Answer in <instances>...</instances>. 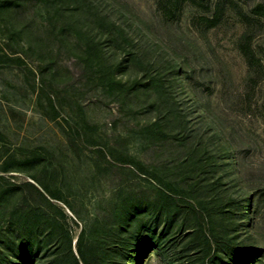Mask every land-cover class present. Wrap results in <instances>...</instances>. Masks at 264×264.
I'll return each mask as SVG.
<instances>
[{
	"label": "rangeland",
	"instance_id": "obj_1",
	"mask_svg": "<svg viewBox=\"0 0 264 264\" xmlns=\"http://www.w3.org/2000/svg\"><path fill=\"white\" fill-rule=\"evenodd\" d=\"M179 1L176 6L172 0H18L14 9L0 10V44L20 50L7 40L13 28L35 70L32 82L17 69L3 70L0 78V127L18 158L14 170L3 173L0 249L5 236L18 237L8 213L20 208V183L37 184L32 176L55 194L46 193L72 218L74 232L109 214L122 191L154 198L162 186L146 173L148 166L163 168V180L178 182L163 188L176 201L166 206L184 213L196 196L185 186L200 173L180 162L199 156L192 153L196 146L215 154L220 167L213 175L223 194L236 197L248 188H264V17L249 26L250 69L238 46L248 26L229 0L213 27L201 18L210 16L215 0ZM234 1L248 11L260 0ZM87 49L91 61L84 71L78 58ZM149 72L160 73L164 84L140 87L138 78ZM75 103L83 114H77ZM9 105L14 114L7 113ZM164 106L172 122H163L161 130L146 127L164 114ZM112 147L121 159L118 168L107 169L97 149L111 159ZM125 152L142 164L135 162L134 168ZM220 194L213 200L204 192L200 202L223 204ZM250 217L247 224L236 218L237 233L262 249L264 264V198ZM188 218V225L195 223ZM140 256L144 264H164L156 250Z\"/></svg>",
	"mask_w": 264,
	"mask_h": 264
},
{
	"label": "trees",
	"instance_id": "obj_2",
	"mask_svg": "<svg viewBox=\"0 0 264 264\" xmlns=\"http://www.w3.org/2000/svg\"><path fill=\"white\" fill-rule=\"evenodd\" d=\"M195 1L199 3L202 0ZM172 2L176 6L180 3L179 0ZM225 2L226 0H215L212 3L210 6L212 8L209 7L210 16L201 18L206 27H213L219 23L226 8ZM229 2L248 26L238 38V46L251 69L254 65V54L251 51L253 33L249 26L251 22H257L260 17H264V1L255 2L249 6L248 11H244L234 0ZM17 5L18 0H0V10H11ZM17 33L10 28L7 40L19 44L20 50L15 48L13 43L6 46L0 44V78L3 70L17 69L27 81L32 82L35 79V70L27 61V48L21 44V38ZM99 49L98 57L101 60L102 48ZM88 51L85 50L78 58L84 71L91 61ZM123 51L129 53L130 50L123 48ZM259 63L256 62L258 66ZM117 65H121V61ZM171 68L173 72L178 71L176 65H172ZM100 69L102 70L101 65ZM164 79L160 73L149 72L138 78V82L142 88L150 84L160 87L164 84ZM159 103L162 105L163 101L160 100ZM75 107L77 114H83L79 103H75ZM164 107V114L156 117L146 127L157 126L161 130L163 122H172V115L168 114L166 106ZM14 111L13 105L7 107L8 114H14ZM178 134L183 139L187 135L186 127H182ZM229 151V148H224L226 156L229 155ZM97 152L105 159L107 163L105 168H118L117 163L121 159L117 155L121 153L119 149L111 148L109 151L111 159L106 158L102 148H98ZM192 153L202 155L199 154L194 159L186 156L180 164L188 169L198 170L200 177L191 185L185 186H188L196 196L189 199L184 213L166 206V203L172 205L176 201L171 193L164 189L168 188L170 183L178 186V182L163 180L166 178L163 168L148 166L146 173L162 186L156 188L154 198H146L144 193L134 190L123 193L120 189L122 192L113 200L109 214L93 218L79 232L71 229L72 218L61 207L54 206L47 197V194L50 197L55 196L48 185L38 182L32 176L39 186L31 181L20 183L19 188L22 190L20 208L19 210L12 208L8 213L18 237L15 239L5 236L4 246L0 249V264H130L131 261L144 264L140 253L148 254L153 250L164 259L162 260L164 264H262V249L251 244L252 241L249 242L248 238H239L235 221L236 218H241L242 222L247 224L264 198V188L258 191L248 188L236 197L223 194L225 188L221 187L219 178L213 175L220 167L215 154L211 150L208 151L207 147L200 149L199 146L192 149ZM125 155L137 169L134 156L126 152ZM17 161V153L7 144L0 127V195L7 189L3 173L13 171ZM136 163L142 164V161ZM224 165L226 169L229 166L225 161ZM169 168L174 169L175 166ZM204 192L213 200L218 199L221 193L220 197L223 196L221 199L225 200V203H213L208 207L206 206L208 201L204 200L202 205L200 201ZM189 215L193 217L194 224H187V220L191 219L188 218Z\"/></svg>",
	"mask_w": 264,
	"mask_h": 264
}]
</instances>
